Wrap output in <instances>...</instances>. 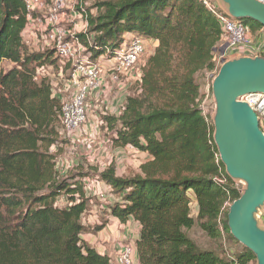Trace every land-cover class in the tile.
I'll list each match as a JSON object with an SVG mask.
<instances>
[{"label": "trees", "instance_id": "obj_1", "mask_svg": "<svg viewBox=\"0 0 264 264\" xmlns=\"http://www.w3.org/2000/svg\"><path fill=\"white\" fill-rule=\"evenodd\" d=\"M27 21L25 0H0V264H111L83 239L107 223L91 229L82 222L89 174L63 177L57 170L51 149L60 141L63 102L38 70L60 59L53 49L26 51ZM241 21L251 31L264 28ZM126 33L157 45L142 66L138 94L127 96L120 113L105 121L115 146L149 159L130 176H117L112 165L99 173L98 181L118 198L110 214L121 224L132 218L140 225L135 247L143 264L255 260L227 227L228 207L241 192L219 159L211 116L199 106L197 75L216 68L223 35L218 20L201 0H108L78 37L87 58L97 61L113 58L130 40ZM194 226L209 238L239 243L240 250L227 256L202 248L191 234Z\"/></svg>", "mask_w": 264, "mask_h": 264}, {"label": "rangeland", "instance_id": "obj_2", "mask_svg": "<svg viewBox=\"0 0 264 264\" xmlns=\"http://www.w3.org/2000/svg\"><path fill=\"white\" fill-rule=\"evenodd\" d=\"M106 1L108 0H66V7L64 6L60 10V15L63 11L60 27L69 28L75 33L68 38L73 43L75 54L70 60H59L55 66H44L38 70V73L39 75L49 77L52 82V92L55 96L60 94L61 103L71 98V90L67 89V83L71 74L74 72V67L78 62L88 57L86 48L78 36L82 33V27L85 21H88L89 17L94 16L99 11L101 4ZM70 12L74 13V15L71 16L69 14ZM24 41L27 52L37 51V43L35 40L24 37ZM128 41L124 42L123 45L127 44ZM222 42L223 40L218 48L222 47ZM144 47V53L140 58L141 61L139 60L140 62H138L140 70H142V66L147 57L155 48L152 41H145ZM241 48L242 46H239L230 50L231 53H226L224 58H236L237 56L231 55L243 53ZM218 54L216 52L214 55L215 70L212 72L202 70L197 75V81L200 84L199 106L204 115L209 114L211 117L214 110L211 82L220 66ZM97 61L101 67L98 73L101 75L102 80L99 87L91 91L86 99V120L78 128L70 131L60 128V141L57 144L58 146H56L59 152L57 153V157L60 155V168H57V170L63 177L75 174L78 171L87 172L90 176L87 177L88 180L95 185L102 186L103 196H105L107 203L110 204L109 202L113 200L111 197H107V189L103 190V183L98 181L99 173L112 165L117 176H130L140 172V165L147 161L149 157L146 153L139 152L131 147L115 146L112 142V138L114 137L113 131L105 121L106 116L114 115L115 112L113 110L114 108L111 107V102L119 94L122 96L123 91H129L131 95L138 94L140 90V77L138 76L135 78V81L129 84L125 80L128 77L127 74L122 75L118 81H112L107 76L108 68L112 61H106V58L102 57H99ZM10 65L9 62H4L5 68ZM139 72V70H136L131 73L136 77L139 75ZM124 83L125 85H123ZM119 89H121L120 92L118 91ZM127 96L129 94L124 93L123 99L121 98L122 101L116 103L115 107L118 112L121 111ZM119 103L122 104V107H120ZM237 186L240 190L243 187L240 183H237ZM65 200L66 198L62 196L59 198V203H66ZM191 234L196 236L197 242L202 248L224 251V254L227 256H231L240 250L241 245L239 243L229 240L225 236L218 239L209 238L198 226L192 228Z\"/></svg>", "mask_w": 264, "mask_h": 264}, {"label": "water", "instance_id": "obj_3", "mask_svg": "<svg viewBox=\"0 0 264 264\" xmlns=\"http://www.w3.org/2000/svg\"><path fill=\"white\" fill-rule=\"evenodd\" d=\"M233 19L253 20L264 27V2L260 0H216ZM226 45L211 82L214 110L213 141L229 178L243 185L240 196L228 207L227 227L231 236L264 264V133L253 108L240 98L264 94V56L225 59Z\"/></svg>", "mask_w": 264, "mask_h": 264}, {"label": "built area", "instance_id": "obj_4", "mask_svg": "<svg viewBox=\"0 0 264 264\" xmlns=\"http://www.w3.org/2000/svg\"><path fill=\"white\" fill-rule=\"evenodd\" d=\"M201 1L219 22L223 34V44L226 45L223 56L226 55L227 50L252 43V31L248 24L229 17L213 0ZM260 1L264 2V0ZM65 2L66 0H25L28 21L23 30V37L35 40L37 51L53 49L60 60H70L75 54L73 43L68 39L75 33L69 28L60 27L63 15V11L60 15V10L64 6L66 7L67 2ZM87 26L88 21L86 20L82 32L87 30ZM144 42L145 40L139 36H131L129 42L124 44L113 58L109 59L112 61L107 73L110 80L118 81L122 75L130 74L136 70L140 71V77L141 70L138 62L141 61L140 58L144 53ZM221 58V55L218 56L219 61ZM99 70L101 67L98 61L88 58L78 62L74 67V72L67 83V89L71 90V98L62 103L59 112V121L63 130L76 129L86 120V99L91 91L99 87L102 80L98 73ZM240 99L253 108L258 118L259 127L264 133V94H247ZM84 184L85 195L103 196L102 186L93 184L88 178L85 179ZM107 188L111 193V188L109 186ZM261 220L264 224V212ZM111 264L143 263L138 259L136 247L129 243H123Z\"/></svg>", "mask_w": 264, "mask_h": 264}, {"label": "crops", "instance_id": "obj_5", "mask_svg": "<svg viewBox=\"0 0 264 264\" xmlns=\"http://www.w3.org/2000/svg\"><path fill=\"white\" fill-rule=\"evenodd\" d=\"M216 2V0H213ZM217 4V3H216ZM71 16L74 15V13H69ZM65 15V13H64ZM127 37H131V33L125 34ZM145 41H152L154 44V47L157 45V41L155 40H145ZM223 46V44H222ZM241 51L243 53H238L231 56H256V55H264V28H260L258 30L252 31V43L246 46H243L241 48ZM226 53H231L230 50H227ZM230 55V54H229ZM228 55V56H229ZM220 56V54H218ZM106 61H109V59L106 57ZM128 77H126V82L131 83L135 81L136 77L133 76L134 74H127ZM125 85V83L123 84ZM60 91V90H59ZM119 92L121 89L118 90ZM126 93L129 96L131 95V92L123 91L122 96L119 94V96L111 102V107L114 109V115L117 116L120 111L118 112L115 105L117 102H121L123 99V94ZM59 99L60 94H57ZM122 98V99H121ZM125 101V100H124ZM120 107H122V104L119 103ZM120 110V109H119ZM58 138L60 139V131L58 134ZM52 151H57L56 147H53L51 149ZM57 153H59L57 151ZM57 168H60V155L57 157ZM103 183V182H101ZM107 189V197H111L113 201L109 202L110 204L117 201L118 198L110 193V190L107 188V185L103 186V190ZM88 203L87 208L84 211L82 215V222L87 225L89 228L93 229L95 226L100 224L101 222H107L106 225L101 230H93L87 233L83 234V239L89 243L90 245L94 246L100 253L106 254L110 257V260L113 261L115 259V256L117 254V251L121 244L123 243H129L135 246V242L139 236V229L140 225L138 222L134 221L132 218H130L126 223L121 224L116 217H113L110 214L109 206L110 204L107 203L105 196L99 197V196H88ZM61 201V200H60ZM66 202V200H65ZM197 202L194 201L191 204V210L192 215L196 216L197 214ZM119 227V228H118ZM119 229V230H118ZM246 264H255V261H249Z\"/></svg>", "mask_w": 264, "mask_h": 264}]
</instances>
